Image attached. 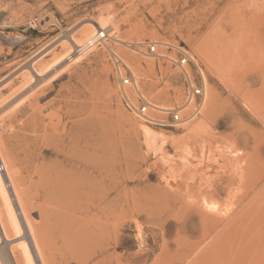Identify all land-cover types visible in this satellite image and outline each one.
I'll return each instance as SVG.
<instances>
[{"label": "rangeland", "instance_id": "rangeland-1", "mask_svg": "<svg viewBox=\"0 0 264 264\" xmlns=\"http://www.w3.org/2000/svg\"><path fill=\"white\" fill-rule=\"evenodd\" d=\"M94 21L115 23L118 35L130 41V46L115 43L124 59L154 60L153 55L148 57L147 46L159 41L158 53L175 57L179 49L191 50L214 85L218 99L213 111H202L208 114V122L200 135H185L178 124L171 128L150 126L165 135L161 141L151 143L120 120L121 109L126 116L140 118L117 95L120 76L115 58L107 51L102 62L88 53L80 61L66 62L63 68L50 71L38 82L30 66L40 68L50 63L69 49L67 36L83 39ZM197 49L234 57L232 63H226L224 75L218 76ZM152 66V72H147L148 81L139 82L148 99L157 102L149 90L153 86L171 91L181 88L172 83L180 69L174 70L175 75L170 71V62L157 58ZM0 88V101L7 102L0 111V264H77L76 250L59 239L55 218L58 206L50 202L49 211H45L43 186L47 175L35 173V165L46 166L56 158L53 150L39 157L36 147L48 140L60 144L61 133L76 134L77 129L90 134L86 138L80 134L82 144L88 140L93 144L111 143L106 153L113 157L114 148L124 150H117L122 157L118 163H111L117 174L112 177L121 186L108 178H95L97 189L110 195L108 201L118 204L120 200L124 208L121 218L116 217L122 242L117 250H111L113 262L122 256L127 259L122 264H195L198 254L206 251L211 241L198 248L195 245L202 240L201 222L189 214L187 201L213 193L216 200L231 209L218 234L225 228L230 227L229 232L233 229L218 249L222 255L216 253L208 264H242L248 254L258 259L256 264L263 259L264 0H0ZM110 88L113 94H109ZM138 99V94L132 98L139 107ZM38 117L41 128L34 127ZM36 137L41 140L32 139ZM165 189L179 196L160 203L157 193ZM182 196L188 200H182ZM256 219L262 220L259 225ZM113 221L108 224L112 226ZM184 223L190 228H183ZM47 235L51 238L48 250ZM229 238H233L231 242ZM246 238L251 246L245 244ZM137 255L139 262H132ZM99 259L84 264H96Z\"/></svg>", "mask_w": 264, "mask_h": 264}, {"label": "bare ground", "instance_id": "bare-ground-1", "mask_svg": "<svg viewBox=\"0 0 264 264\" xmlns=\"http://www.w3.org/2000/svg\"><path fill=\"white\" fill-rule=\"evenodd\" d=\"M117 32H118V26L115 23L111 22V23H106V24H100L99 22L94 21V23L92 24L91 31L88 32L83 37V39H75L72 35H70L69 37L67 36L68 40H66V41L70 44L69 49H66V51L63 52L61 55H59L57 57L55 56V58H53L50 63L45 64L44 66H42L40 68L39 67L36 68L30 64L31 65L30 66V72H32V74L34 76L38 75L37 76L38 82H41L45 78V76L48 75V73L50 71L56 70V69L62 67V65H64V63H66V62H71V61H76V60L80 61L81 60L80 58H84V56L86 57V55H88V53H91V54L93 53V55L95 57H97L98 59H100L102 62L103 53L107 51V52H109V54L112 55V57L118 58V60L116 62L113 60L116 64V70L118 69V71H117L118 77L120 76V80H119L120 86L117 88V95L122 96L123 98L128 99L133 103V110L132 111H134L136 113V115L140 118L141 121L135 119L134 117L126 116L125 113L122 112L123 109H121L122 111H120L118 109L119 110L118 115H119L120 120H122L124 123L128 122L131 125L130 128L133 131H135L138 135H142L145 139L149 140V142H151V143L161 141L162 137L165 136L159 130H156L155 128L153 129L152 127H150L151 125L148 124L146 122V120H144L145 117H141L139 115L137 103L133 102V100H132V98H134L135 95L138 94L139 96L143 97V100H144L146 105H147V103L149 104V106L151 108L149 110V114L151 115L152 118H156V119L164 118L162 115L166 116V114L161 112V111L170 109L172 107V106H170L171 102L172 103L173 102L174 103L175 102L182 103L183 105L177 106V108L181 109L182 116L185 117L186 122L182 123V124H178L177 127L182 128L185 135H187V134L195 135L198 133L200 135V132L202 131L203 128H205V126L208 122V116H207L208 114L205 115L204 112H202V111H204L205 108H206V110H207V108L208 109L211 108L210 111H213L215 105L218 102V99H217L216 91L214 89V85L208 81L207 74L205 73V70L202 69L201 65H199V61L197 60V58L193 54L189 53L190 56H194L193 59L196 58L194 65L197 66L196 67L197 69H195L194 66H188L187 65L186 68H184L185 69L184 78L186 80H188L189 82L193 83L192 79H194V77L196 75L201 80V82L203 83L204 102L202 103V106L200 105L199 108H201L200 114L202 112L205 116L202 114L203 116L200 115V117H198L199 115H197V116L193 115L196 112V110L194 111L195 105L191 104L190 102H186V100H185V89L183 90L182 87L181 88L175 87L174 91H171L169 89L158 90L154 86L152 88H149V90L153 93L154 97L156 98L157 102L151 101L150 98H149L150 99L149 100L145 95H143V92H142L143 90L141 91L142 88H141L139 82H140V80L141 81L145 80V83L148 81L147 77L149 78V75L147 74V72L153 70L152 64H153L155 58H157L159 60H165L166 63H169L171 57H174V55H172L170 53L168 54L167 52H160V54H159L160 56L155 57L154 60L153 59L152 60H148V59L144 60V57L133 58V59H124L125 57L124 58L120 57V54L117 53L115 43L117 45L121 44V45L130 46L129 45L130 41L125 40L124 38H121V35L119 34L120 35L119 36ZM103 34L105 35V38H103L104 37ZM156 42H158V41H156ZM160 42L161 41H159L158 44ZM137 44H140V43H137ZM137 44H134V45L136 46ZM163 44H165V43H163ZM99 45H101V46H99ZM173 46L174 45H172V48H170V49H173ZM197 50H198V54H200L201 58H203L205 63L208 65L209 69L215 75H218V76L224 75L225 70H227L225 67L226 63L228 61H231V63H232L231 59L234 57V56L227 57V56L223 55V53H217V52H213V54H210V53L206 52L207 50H203V49H197ZM94 52H95V54H94ZM139 52H142V51L140 50ZM137 53H138V51H137ZM32 64H34V63H32ZM169 68H170V71L175 74L174 70H176V69H174L172 66H170ZM126 71H128V73H130V76H131L132 82L129 85H123V79L125 78V77H123V72H126ZM178 72L180 75V71H178ZM58 74H60V73H58ZM53 78H54V76H53ZM41 85H42V83H41ZM110 87H112V85H110ZM108 88H109V86H108ZM0 90H1V88H0ZM31 90H33V88ZM17 94H20V93H17ZM37 94H38V92H37ZM109 94H113V90L111 88L109 89ZM10 100L11 99H9V101ZM19 100L21 101V99H19ZM135 101H136V99H135ZM6 103L7 102H4V100L1 99L0 111L5 107L4 105ZM36 106H37V104H36ZM35 108H37V107H35ZM196 109H197V107H196ZM97 116L99 118H101L100 115H97ZM34 124H35L34 127H38V128L42 127L41 126L42 121L40 120V117L37 118V122L36 123L34 122ZM76 124L79 125L80 123L76 122ZM46 125L48 126V124H46ZM12 128L13 127L11 126L10 129H12ZM43 128H44V126H43ZM37 131H39V130H37ZM44 132H45L44 136H45V138H47V136H48L47 132L48 131L46 129H44ZM72 132L70 131L68 133V132L64 131L63 133H61L63 136L62 135L60 136L61 137L60 144L58 142L48 140V143H44V146L40 147L38 145L35 149V154L37 151L38 156L41 158H43L44 153H48L50 150H53L56 153L55 160H53L50 164H47L46 166H41L40 164L35 165V173H37L39 175L40 174L41 175H47L46 182L43 186V188H44L43 189L44 202L47 205V208L45 209V211L46 212L49 211L50 206L48 204H50V202H52L56 206H58L55 208L58 215L57 216L55 215L56 217L55 216L54 217L56 218L57 223H58L59 237H60L59 239L64 242V243H62L63 245L68 246V247L69 246L73 247L76 250L77 264H84L85 262H87L89 260H93L95 258H100L96 264H122V262H123L122 260L126 259V258L122 257V256H117V259L115 260V262H113L112 261L113 253H111V250H117L119 248L121 242H122V238L119 236L120 228L118 225V219L121 218V215H123L124 208L121 207L120 200H118V204H117V201H114L112 199H111L112 202L114 201L113 204L110 201H108L110 199L109 198L110 195H108L107 193H103L102 190L97 189L98 184L95 185L96 184L95 178H97V176H99V177L101 176L102 181H105V179L108 178V179L112 180V183L115 182L116 186H121V184H119V182L114 180L112 177V176L117 175V174H116L115 165L113 166V165H111V163L112 162H114V164L118 163L119 162L118 158L122 157L118 151H121L122 153H124V150L120 149V148H114L115 149V152H114L115 157L110 156L106 152L111 149V147H110V146H112L111 143H108L107 145H105V144H93V143H90V141L88 140L87 142H84L82 144L81 140H80V134L82 135L81 137L84 136L85 138L87 136H90V134L88 135L87 133L82 132L81 129H79V130L77 129L76 134H75V132H73V133ZM199 135H196V136H199ZM32 139L36 142L41 140L38 137L32 138ZM43 140H45V139H43ZM6 143L8 144V142H6ZM185 178L188 181V179H187L188 177H185ZM214 190H213V192H214ZM178 191H180V190H178ZM203 191H204V189H203ZM242 192H243V190H242ZM189 193H190V190L188 191L187 194H189ZM191 193H193V191ZM213 194L214 195H211V196L210 195H202L199 197H195L190 202L187 201L188 200L187 198H185L183 196L181 197L182 200H184V198H185V200L187 199L186 200L187 201V209H188L189 214L191 213L195 218H198V220H200V222H201L200 237H202V240L195 244V245H197V248L200 245H202L204 242H206V241L208 242V239H210L209 241H211L210 245L208 246V249L206 251L202 252L201 254H198L199 256H197L195 264H208L209 260H211L213 258V256L216 255V253H219L218 249L220 248L221 243H222L223 239L225 238V236L227 237L229 235L228 232L230 230V227L225 228L224 231L221 230L222 233H220V234H218V232L220 231L219 229H221L220 227L223 224L225 225L227 223L226 221H228V216L231 212V209H229V205H227V204L224 205V203H221L218 200H216L214 197L216 194L215 193H213ZM177 196H179V195L177 194L176 191H170V190H166V189H165V191L161 190L157 193V197L160 200V203H161V200H164L165 202L166 201L170 202L171 200L175 199ZM256 196H258V195H256ZM190 197H192V194H189V198ZM229 197H230V195H229ZM261 199H262V197H261ZM259 203H261V202H259ZM163 204H165V203L163 202ZM251 206H249V207L251 208ZM258 206H260V205H258ZM254 209H256V207ZM141 210H143V209H141ZM151 211H152V209H151ZM54 213H55V211H54ZM162 213H163V211H162ZM149 214H152V213H149ZM253 214H252V217H254ZM52 216L53 215L49 216V218H51ZM231 216L233 217V215H231ZM116 217L118 219H116ZM230 218L231 217H229V220H232ZM254 218H256V217H254ZM254 218H251L250 220L253 219V222H254ZM103 219H105L106 221H103ZM113 219H114V221L111 222L112 226H110L108 223H109V221H111ZM259 219H260V216H259ZM147 220L149 221L150 218H148ZM250 220H249V222H250ZM184 221H185V219L183 220V222ZM233 221L234 220H232L231 222H233ZM255 221L258 222L257 219ZM261 221H259V222H261ZM259 222H258V225H259ZM234 224H236L235 221L233 222V225ZM138 225H139V222H138ZM239 225H240V227L242 226L241 223ZM255 225H257V224H255ZM261 225H262V223H261ZM186 227L190 228L188 224L184 223L183 228H186ZM240 227H239V229L237 227L236 231H238V230L240 231ZM242 227H244V225ZM258 227H260V226H258ZM178 228H179V226H178ZM232 229L230 231L231 233H232ZM242 230H243L242 235L245 237V235H244L245 229H242ZM236 231L234 232V234L236 233ZM251 231H252V228L250 230V233H251ZM255 232L253 233V235L255 234ZM243 236H242V238H243ZM230 237H231V235H230ZM254 237L257 238L256 235ZM232 239L233 238L230 239V242ZM247 239L248 238H246V240ZM50 240H51V238L47 235V237L45 238V241L47 243V250H48L49 244L51 243ZM249 240H252V239H249ZM239 241H241V240H239ZM227 242L230 243L228 241V239H227ZM248 242H251V241L247 240L245 244H247ZM192 245H194V244H192ZM248 245L251 246L249 243H248ZM224 247L225 246H223V248ZM238 247H241V246H238ZM252 248H253V246H252ZM250 249H251V247H250ZM251 251H252V249H251ZM253 251H254V249H253ZM231 252L233 254V252H235V250L231 251ZM250 253L252 254L254 252H250ZM244 254L246 255V253H244ZM220 255H222V253ZM227 255H229V254H227ZM234 255L235 254H233V256ZM248 255H250V254H248ZM248 255H246L245 257H247ZM252 256L253 255H250L249 257L252 258ZM138 257L139 256L137 255V257L131 258V261L132 262L133 261L139 262ZM238 257H240V256H238ZM245 257H244L242 262L243 263L246 262L245 264H247V262L250 261L251 258L248 260L249 257H247V258H245ZM215 259L216 258H214V260ZM246 259H247V261H246ZM253 259H251V264H253V263L256 264L255 260L257 258H255L254 261H253ZM263 259H264V257H263ZM263 259L262 258L259 259L261 261H257V264L261 263V262H262L261 264H263L264 263ZM126 261H127V259H126ZM131 261H130V263H131ZM235 261H236V258H235ZM237 261H238V258H237ZM156 262L157 261H155L154 264H156ZM248 264H249V262H248Z\"/></svg>", "mask_w": 264, "mask_h": 264}, {"label": "built area", "instance_id": "built-area-1", "mask_svg": "<svg viewBox=\"0 0 264 264\" xmlns=\"http://www.w3.org/2000/svg\"><path fill=\"white\" fill-rule=\"evenodd\" d=\"M103 38H105V35L103 34ZM102 38V39H103ZM158 44L156 43H150L147 46L148 49V56L158 57L160 56L158 53ZM177 56L171 57L170 62L174 69H180V75H177V77L172 78L174 79L172 81L173 85L182 87L183 90L185 89V100L186 102H190L191 104L195 105L194 111L196 112L193 114L195 116L200 115L202 103L204 102V90H203V83L201 80L195 75L194 79H192L193 83L189 82L184 78L185 69L186 66H194L195 69H197L196 65H194V62L196 58L193 59L194 56H190L189 53H191V50L189 48L185 49H179L177 52ZM193 54V53H191ZM194 55V54H193ZM118 60V58H115V62ZM202 67V66H201ZM159 69V68H158ZM118 69L116 70V72ZM125 78L123 79V85H129L131 84V76L128 71L126 72ZM138 101L140 102V105L138 107L139 115L141 117H145L144 120L151 126H158V127H176L177 124L185 123V117L182 116L181 109L177 108V102L174 103V105L167 110H163L161 112L165 113L166 116L162 115L164 118H152L149 114V110L151 109L149 104H145L143 97L139 96ZM124 103L126 104L127 108L130 110H133V103L124 98ZM197 107V109H196ZM199 108V109H198ZM148 119V120H147Z\"/></svg>", "mask_w": 264, "mask_h": 264}]
</instances>
